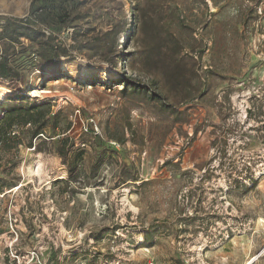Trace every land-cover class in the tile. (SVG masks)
<instances>
[{"label":"rangeland","instance_id":"rangeland-1","mask_svg":"<svg viewBox=\"0 0 264 264\" xmlns=\"http://www.w3.org/2000/svg\"><path fill=\"white\" fill-rule=\"evenodd\" d=\"M62 2L69 15L53 23L34 12L43 0H0V33L24 17L74 54L52 75L45 36L6 51L18 78H0L11 90L0 100H48L58 126L35 148L16 128L21 144L2 160L0 264H264V0ZM111 29L117 48L89 57L83 42ZM123 74L158 78L148 93L180 114L123 91ZM120 129L122 144L109 137ZM63 135L84 151L72 177Z\"/></svg>","mask_w":264,"mask_h":264},{"label":"trees","instance_id":"trees-1","mask_svg":"<svg viewBox=\"0 0 264 264\" xmlns=\"http://www.w3.org/2000/svg\"><path fill=\"white\" fill-rule=\"evenodd\" d=\"M58 1L59 0H43L42 4H38L34 7V12L38 14L40 19L44 20L45 17H47L52 20L53 23L55 21L62 22L63 17L61 16L69 15V9L68 5L62 2V0ZM28 25L29 22L27 18L24 17L9 16L6 18L3 33H0V41H8L0 55V78L5 80L18 78V72L9 64L6 51L8 47H10V44L21 43L20 37L22 35L45 36L42 51L40 52L39 63L43 70H50L52 75H58L60 73L61 65L65 58H74V54L67 46L55 41L56 38L52 33L45 35V32L40 30V28H28ZM20 28L21 30H25L20 32ZM27 30H30V32ZM165 31L170 43L180 45L179 39L176 38L169 28L166 27ZM112 36L113 29L107 30L101 35L94 36L83 42V48L90 51L89 57L95 56L100 49H107L109 52H112V50H115L118 46V44H114ZM133 53L134 52H128L127 54H122L119 51L116 55L119 60H121L123 56V59L126 57L127 60H130ZM130 67L132 68V66ZM124 75L125 74L122 75V80H120L123 83V91L129 88L130 91L140 94L143 97H149L150 95V99H153L154 95L157 100L161 101V105L166 111L174 115L177 113L180 114L174 103L166 102V95L163 96L155 90H152V94L148 93L150 84L153 86L157 84L159 82L158 78H153L149 83L144 84L130 76L125 77ZM49 79L54 78L52 77ZM57 114L58 112L51 113V105L48 100H40L36 97L29 96L28 92L16 93L13 95L7 94L4 99L0 100V173L6 174V166L2 164L4 157L11 154L12 151L17 150L18 145L21 144L19 136L16 133V128L29 126L28 130L30 132V137L28 145L33 146V140L45 135L48 127L55 129L58 126ZM109 137L120 144L127 140L123 129L110 132ZM34 146L36 147V145ZM73 147L74 141L69 136L63 135L59 138L57 152L62 162L67 165V172L71 177L74 176L84 153L82 148ZM9 185H11L10 182L0 177V193H2L4 187ZM147 238L148 236L145 235L144 240H147Z\"/></svg>","mask_w":264,"mask_h":264},{"label":"bare ground","instance_id":"bare-ground-1","mask_svg":"<svg viewBox=\"0 0 264 264\" xmlns=\"http://www.w3.org/2000/svg\"><path fill=\"white\" fill-rule=\"evenodd\" d=\"M0 91L1 92H11V90L9 89V88H6V87H4V86H2L1 88H0ZM34 93H37V91L36 90H34L33 89V91H32V93H31V95H34ZM1 95V94H0ZM38 164V166H37V171H39L38 169H39V163H37Z\"/></svg>","mask_w":264,"mask_h":264},{"label":"built area","instance_id":"built-area-1","mask_svg":"<svg viewBox=\"0 0 264 264\" xmlns=\"http://www.w3.org/2000/svg\"><path fill=\"white\" fill-rule=\"evenodd\" d=\"M2 54V48H1V46H0V55ZM40 135H42V134H40ZM35 144H33V148H35V146H34Z\"/></svg>","mask_w":264,"mask_h":264}]
</instances>
